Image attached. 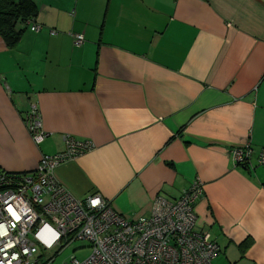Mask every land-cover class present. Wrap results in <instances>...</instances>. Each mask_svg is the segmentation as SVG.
<instances>
[{"label":"crops","instance_id":"1","mask_svg":"<svg viewBox=\"0 0 264 264\" xmlns=\"http://www.w3.org/2000/svg\"><path fill=\"white\" fill-rule=\"evenodd\" d=\"M33 1L41 28L12 48L0 37V169L33 172L66 136L90 140L55 170L72 195L138 218L198 179L213 264H264V0ZM247 144L255 154L237 164Z\"/></svg>","mask_w":264,"mask_h":264},{"label":"built area","instance_id":"2","mask_svg":"<svg viewBox=\"0 0 264 264\" xmlns=\"http://www.w3.org/2000/svg\"><path fill=\"white\" fill-rule=\"evenodd\" d=\"M28 25L41 28L33 21ZM83 42L84 36L75 34V45ZM24 122L41 144L48 133L36 104L24 113ZM65 143L64 152L44 154L33 172L0 169V264H50V252L60 253L76 240L86 241L90 253L65 264H213L219 245L197 227L201 181H193L175 200L156 196L149 214L128 218L99 193L77 198L58 180V166L94 148L92 141L72 136ZM254 154L249 144L232 150L237 164L250 162ZM257 157L264 166V147Z\"/></svg>","mask_w":264,"mask_h":264},{"label":"trees","instance_id":"3","mask_svg":"<svg viewBox=\"0 0 264 264\" xmlns=\"http://www.w3.org/2000/svg\"><path fill=\"white\" fill-rule=\"evenodd\" d=\"M37 14L38 5L33 0H0V37L9 48L17 44Z\"/></svg>","mask_w":264,"mask_h":264},{"label":"rangeland","instance_id":"4","mask_svg":"<svg viewBox=\"0 0 264 264\" xmlns=\"http://www.w3.org/2000/svg\"><path fill=\"white\" fill-rule=\"evenodd\" d=\"M85 246L84 248H80ZM90 253L89 248H87L86 241H73L68 246H66L60 253L55 254V252H50V257H54V260L50 264H65L72 256L78 259H83Z\"/></svg>","mask_w":264,"mask_h":264}]
</instances>
